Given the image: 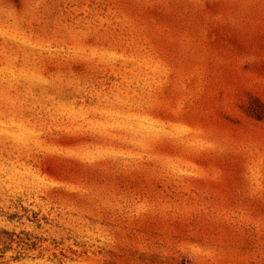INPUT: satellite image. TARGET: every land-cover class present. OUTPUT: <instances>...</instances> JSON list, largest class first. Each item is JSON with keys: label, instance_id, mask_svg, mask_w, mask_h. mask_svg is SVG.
Listing matches in <instances>:
<instances>
[{"label": "rangeland", "instance_id": "rangeland-1", "mask_svg": "<svg viewBox=\"0 0 264 264\" xmlns=\"http://www.w3.org/2000/svg\"><path fill=\"white\" fill-rule=\"evenodd\" d=\"M0 264H264V0H0Z\"/></svg>", "mask_w": 264, "mask_h": 264}]
</instances>
